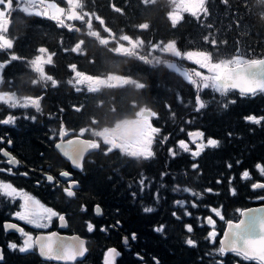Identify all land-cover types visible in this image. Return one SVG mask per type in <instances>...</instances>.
Returning a JSON list of instances; mask_svg holds the SVG:
<instances>
[{
	"label": "trees",
	"instance_id": "1",
	"mask_svg": "<svg viewBox=\"0 0 264 264\" xmlns=\"http://www.w3.org/2000/svg\"><path fill=\"white\" fill-rule=\"evenodd\" d=\"M11 2L4 31L10 45L0 47L2 90L43 99L39 113L34 108L2 106L0 120L11 113L17 119L14 126L0 124V137L5 138L4 143L12 141V152L25 167L33 169L31 178L38 177L45 167L54 174L68 168L53 148L61 124L75 134L85 128V136L93 138L95 131L134 118L140 108L150 109L157 113L152 124L161 129L153 144L154 156L137 159L118 149L92 153L82 169L74 172L82 191L71 202L83 201L88 212L93 204L102 206L113 222L119 219L135 232L145 251L157 257L159 264H218L221 260L223 264H256L232 253L220 257L216 252L219 235L214 242L206 239L211 226L205 218L213 216L220 234L226 221L238 217L237 209L264 203L258 199L264 190L250 186L264 182L255 167L264 164V121L254 124L244 120L250 114L264 116V93L242 98L232 91L221 97L211 88L198 89L167 64L187 69L192 65L189 61L151 46L173 41L179 53L199 48L214 62L229 59L238 51L247 59L264 57V0H205L201 14L185 12L177 19L170 15V0H77L81 11L98 17L92 19L91 28L86 20L58 19L46 10L41 15L30 13L24 9L25 4L30 5L28 0ZM106 29L115 39L102 41L110 34ZM123 36L137 39L140 46L130 51L119 47V42H126ZM41 47L52 54L43 75L32 64ZM75 72L89 78L129 77L134 82L90 88L76 81ZM197 94L206 103L199 112ZM232 100L235 103H230ZM195 130H202L205 138L217 139L219 146L206 148L199 157L184 153L177 141L186 140L187 132ZM164 136L169 137L167 142H161ZM170 147L176 151L175 157L169 154ZM193 163L197 169L191 167ZM246 169L251 179L242 180ZM0 179L33 192L48 188L7 173H0ZM232 187L235 195L230 192ZM185 188L200 195L193 197L183 191ZM208 188L213 192H206ZM39 196L48 200L46 195ZM54 197L64 196L56 192ZM178 200L185 201L183 207L176 204ZM194 202L195 208L191 206ZM212 207L221 208L225 219L215 217ZM16 208L17 203L0 199V245L4 247L0 264H49L35 252L20 253L6 245L21 241L16 233H5L2 225ZM145 208L153 211L145 212ZM185 211L191 215H184ZM186 224L193 226L192 233L186 231ZM161 225L164 230L157 232ZM188 238L196 240V246H188Z\"/></svg>",
	"mask_w": 264,
	"mask_h": 264
},
{
	"label": "snow or ice",
	"instance_id": "2",
	"mask_svg": "<svg viewBox=\"0 0 264 264\" xmlns=\"http://www.w3.org/2000/svg\"><path fill=\"white\" fill-rule=\"evenodd\" d=\"M207 72L208 70L205 69ZM185 79L192 85H195L198 89H209L211 88L214 92L219 93L221 97H227L229 93L234 90H238L240 97H245L248 95L255 96L258 92L264 93V59L260 60L256 64L241 65L240 68L236 69L234 72L230 73L227 77L224 75H211L207 79H204L201 83L193 81L191 78L185 76ZM244 80L246 82L245 86H242L238 83V80ZM43 97H39L34 101H26L24 104H19L15 101H4L7 103V106L10 109L22 108H34L36 112L41 111L40 101ZM230 103H235V100H232ZM195 105L196 111L199 112L206 107V103L202 100L201 95L197 94L195 96ZM224 107H228V104H225ZM157 117V113L150 112L146 116L148 122V132L144 138V143L140 148L137 149H120L125 155L147 160L154 156L153 144L157 135L161 132V129L154 127L152 124V118ZM30 119H35V117H25ZM16 116L8 115L4 119L0 120V124L11 125L14 124ZM245 121L260 124L264 121V116L257 117L256 115H247L244 117ZM183 131V129H181ZM85 132L83 130L79 131V135H75L74 138L65 140L64 138L69 135L66 131L63 124H61L59 129V136L61 138L60 142L56 144V147L63 153L67 159H69L73 166L76 168H82V161L85 157V154L90 150H96L100 148L99 144L90 143L85 139H82ZM231 135V133H229ZM187 137L193 145H195V150L189 147V144L184 140L180 139L177 141L178 148L184 153H190L192 157H199L201 153L206 148H217L220 144L215 138L208 137L206 143L204 141L205 133L202 130L188 131ZM3 138L0 137V141ZM169 140L168 136H164L161 142H167ZM8 144H11L12 141L8 140ZM107 145V142H105ZM115 146L107 147V153H111ZM170 155L175 157L177 155L176 151L172 147L168 149ZM0 153H3V156L7 157V164L10 166H17L19 161L12 156L9 152L4 149H0ZM239 164L240 161H237ZM193 169H197L198 165L193 163L191 165ZM229 169L232 168V164H228ZM257 171L261 177H264V164L257 163L255 165ZM7 171L9 174H12V167L5 168L0 167V173ZM27 175V173H24ZM46 179L49 182H54L55 177L49 174H45ZM162 175H164L162 173ZM60 176L68 179V186L63 189L68 197H73L75 195L73 188H75L78 182L70 178V173L67 171H61ZM242 180L251 179V174L249 170H244L241 173ZM233 178L229 179V183L232 184ZM144 180H141L140 183L143 185ZM220 180H217V183H220ZM251 188L253 190L261 189L264 190V182H254L251 183ZM178 189H174L177 191ZM185 192H191L190 189H183ZM208 193L213 192V189L208 188L205 190ZM232 195L236 194V189L234 187L230 188ZM135 195V194H133ZM193 197H197L200 194L196 192H191ZM0 199H6L11 202L17 200L20 201L19 211H16L13 215L19 221H22L28 225H32L36 229H46L49 227V224L53 221V218H58L61 221L62 226L65 222V216L58 213L51 207L45 206L41 203L40 200L36 199L35 196L29 194L23 189H18L11 182H6L3 179H0ZM258 199L264 201V196H259ZM178 206L183 207L185 204L184 200L176 201ZM193 208L197 207V204L194 202L191 205ZM83 210V206H82ZM96 213H100L101 209L99 205L95 208ZM145 212L153 211L152 208H145ZM211 213L218 217L220 220H224L225 217L222 214L221 208L212 207L210 209ZM237 212L240 213L242 219L238 223H234L232 220L227 221V229L224 231L223 237L220 239L219 247L216 249V252L220 257H224L227 253H232L236 257L241 258L243 261H254L256 264H264V207L251 208L246 210L237 209ZM184 215L190 216L191 212L185 211ZM173 216L177 217V213L173 212ZM179 218V217H177ZM207 225L211 226V230L207 233L206 239L210 242H214L217 237V232L215 229L216 221L213 219L212 215L207 216L206 218ZM119 222H117V225ZM5 230H15L20 233L23 237V244L19 247L20 253L30 252L33 249L39 250V255L45 259H53L56 261L65 262V264H71L75 262L77 258L85 256L87 248L85 246V241L79 237H74L71 239L60 238L56 233L40 234L33 236L31 233L26 232L24 228L19 227L16 223L5 222L3 224ZM95 226L89 222L87 223V230L89 232L94 231ZM185 229L188 233H192L193 226L191 224H186ZM106 229L101 228V231ZM164 226L161 225L156 228L157 232L163 231ZM128 237H125V243L128 242ZM130 239L135 240L136 234L133 233ZM185 243L188 246H196V240L192 238L186 239ZM18 245L16 243L10 242L8 248L16 250ZM121 254L117 251L116 248H107L103 256V264H115L116 258ZM3 254L0 252V260H3ZM155 259V258H154ZM156 264H159V261H156ZM218 264H223L222 260Z\"/></svg>",
	"mask_w": 264,
	"mask_h": 264
},
{
	"label": "rangeland",
	"instance_id": "3",
	"mask_svg": "<svg viewBox=\"0 0 264 264\" xmlns=\"http://www.w3.org/2000/svg\"><path fill=\"white\" fill-rule=\"evenodd\" d=\"M29 6L24 5V9L30 13L42 14L46 10L50 16L57 17L58 19L71 21L73 19L86 20L87 25L91 28L92 19H97L92 13L81 11L77 0H62L61 4L58 0H28ZM172 3V11L170 15L172 18H180L184 12H190L191 14L198 15L201 14L204 8L205 0H170ZM11 0H0V44L8 45L9 39L4 34V30L7 28V10L11 6ZM108 32V31H107ZM96 33H98L96 31ZM107 36L102 37L103 42L115 39L112 32H108ZM124 42H119V47H124L126 50H134L136 47L140 46L137 39L130 38L128 36L122 37ZM151 49H156L164 53L177 55L178 57H183L189 61L190 65L187 69H182L167 63L170 67L177 70L182 75L191 78L197 83H201L204 79L215 74L219 76L221 70L227 66H233L244 61V57L240 52L234 54L231 58L212 61L208 53L202 49L195 48L193 50L186 51L184 53H179L176 45L173 41L165 43H155L151 46ZM51 61V54L47 49L40 48L38 53L33 58V66L37 68L40 73H43V67L46 63ZM205 69L208 71L206 72ZM76 81L80 83H86L90 88H95L100 85H117L124 83H133V79L129 77L117 78L112 75H107L105 77H92L89 78L85 75L75 72ZM1 67H0V80H1ZM6 93V94H4ZM0 100L4 101H15L19 104H24L26 101H34V98L29 97H18L15 94L2 90L0 92ZM7 104V103H5ZM140 108L136 116L132 119H124L118 121L113 126L104 128L102 130L95 131V137H99L101 141L105 144L107 142V147L115 146L119 149H137L140 148L144 143V138L149 130L148 122L146 116L141 111ZM152 122V121H151ZM154 126V125H153ZM85 133L87 132L85 128L82 129ZM92 131V132H94ZM207 138H204L206 143ZM189 147L195 150V145L191 143L189 138L185 140ZM19 201V200H18ZM20 204V201H19ZM19 211V208L17 209ZM22 246V245H21ZM20 247V246H19Z\"/></svg>",
	"mask_w": 264,
	"mask_h": 264
},
{
	"label": "flooded vegetation",
	"instance_id": "4",
	"mask_svg": "<svg viewBox=\"0 0 264 264\" xmlns=\"http://www.w3.org/2000/svg\"><path fill=\"white\" fill-rule=\"evenodd\" d=\"M2 144L6 145L4 141H0V149L2 148ZM60 158L63 160V162L68 164V168H61L55 174L53 173V170L50 167H45V170L38 172V174H40L38 175L39 178H31V171H33V169L25 167L21 160V166L19 170L16 172L12 170V174L17 175L18 177H24L25 179H32V183L36 186H42L45 189L47 188L46 186H48L46 190H43L44 192H42L40 189L38 192H33L28 187H23L19 189H23L29 194L35 196L36 199L40 200L41 203H43L45 206L51 207L58 213L64 215L65 222L63 223V226L58 218H53V221L49 224V227L46 229H36L32 225H28L22 221H20V226L24 228L26 232L31 233L33 236L40 235L43 233L56 232L58 234L68 235L78 234L84 237L86 239V246L88 252L83 260L76 261L72 264H103L104 252L107 250V248L110 247L116 248L117 251L121 254L119 257L116 258L115 264H150L151 260L154 262V264H156V261L158 260L157 257L149 255L145 251L143 245L137 239V237L135 240L130 239L131 235L135 232L131 231L127 227V225L122 224L119 219H116L115 222H113V218L107 217V214L102 206H100L99 204H93L90 212H88L87 205L83 201H78V203L71 202L76 199V197H79L78 191H82V189L77 184V186L73 188L75 195L73 197H68L63 191V189L68 186V181L60 179V172L69 171L73 173L74 180L79 182L78 179L75 178L74 173L79 170H74L71 167L70 163L66 162L62 157ZM0 167L2 166L0 165ZM7 168L9 167H5V170H7ZM46 172L50 173L49 175H53L55 177L54 182L47 181L46 177H44V174ZM24 173H27V175H24ZM46 191H49L50 195L53 193L54 196L56 192H62L64 197H50L47 193H45ZM41 194L46 195L48 197V200L39 196ZM60 200H65V202L61 203ZM74 203L77 204L75 205ZM96 205H99L101 209V212L99 214L95 211ZM75 207L77 209H75ZM89 222H91L95 226V229L92 232H89L87 230V223ZM117 222H119L118 225ZM101 228H104L106 230L101 231ZM11 233H16L18 235L21 241L17 244L21 246L23 244V237L20 235V233L16 231H13ZM125 237L129 238L127 243H125ZM31 251L34 252V250ZM46 262H48L49 264H60L55 261Z\"/></svg>",
	"mask_w": 264,
	"mask_h": 264
},
{
	"label": "water",
	"instance_id": "5",
	"mask_svg": "<svg viewBox=\"0 0 264 264\" xmlns=\"http://www.w3.org/2000/svg\"><path fill=\"white\" fill-rule=\"evenodd\" d=\"M262 59H264V58H262ZM262 59H256V60H250V61H246V62H244V63H242L243 65H249V64H256V63H258L260 60H262ZM242 64H239V65H236V66H233V67H226V68H224L221 72H220V75H224V76H228L230 73H232V72H234L236 69H238V68H240L241 67V65ZM238 83H240L242 86H245L246 85V82L244 81V80H242V79H240V80H238L237 81ZM237 92H238V90H236ZM143 114H145V115H147L148 113H150V111L149 110H143V112H142ZM71 138H74V136H72V137H69L68 139H71ZM82 139H85V140H87L88 142H90V143H95L94 142V140H92V139H88V138H85V137H81ZM61 140V139H60ZM60 140H58L56 143H55V149L58 151V153L66 160V161H68V162H70V164H71V166L73 167V168H75V169H78V168H76V167H74L73 166V164H72V162L69 160V159H67V157H65L64 155H63V153L56 147V144L57 143H59L60 142ZM67 140V139H66ZM95 144H97V143H95ZM98 149H96V150H90L88 153H86L85 154V157L88 155V154H90L91 152H93V151H97ZM6 151V150H5ZM11 154V153H10ZM12 155V154H11ZM13 156V155H12ZM84 157V158H85ZM7 158V157H6ZM16 158V157H15ZM84 160V159H83ZM82 163H83V161H82ZM14 167H16V166H14ZM70 177H71V174H70ZM62 179H66V178H64V177H61ZM257 207H264V204H257V205H252V206H249V207H246V208H243L242 210H246V209H251V208H257ZM243 217H241V215H239V218H238V220H232L234 223H238L239 222V220L240 219H242ZM11 223H13V222H11ZM227 229V224H226V226H225V228H224V231ZM7 231H9V230H7ZM224 231H223V233H222V235H221V237L219 238V242H220V239L223 237V234H224ZM52 233H56V232H52ZM43 234H48V233H43ZM57 234V236L58 237H60V238H66V239H71V238H74V237H79V235H67V234H58V233H56ZM80 239H83V238H81V237H79ZM84 240V239H83ZM85 241V243H86V240H84ZM86 246V245H85ZM0 252H2V254H3V251H2V248L0 247ZM38 252H39V250H38ZM85 256H83V257H79V258H77V260H82L83 258H84ZM43 259H45L44 257H42ZM45 260H49V261H56V260H53V259H45ZM76 260V261H77ZM1 261V260H0ZM59 262H62V261H59ZM71 263H73V262H71Z\"/></svg>",
	"mask_w": 264,
	"mask_h": 264
}]
</instances>
